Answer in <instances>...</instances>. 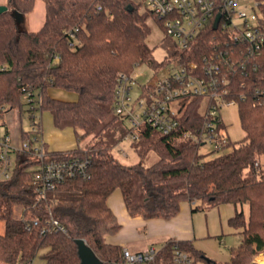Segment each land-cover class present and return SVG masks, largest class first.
<instances>
[{
	"label": "trees",
	"instance_id": "1",
	"mask_svg": "<svg viewBox=\"0 0 264 264\" xmlns=\"http://www.w3.org/2000/svg\"><path fill=\"white\" fill-rule=\"evenodd\" d=\"M42 1L45 21L37 31H27L17 21V13H32L37 0H8L9 10L0 15V115L14 108L22 113L25 105L30 106L23 99L37 96L39 110L50 112L56 127H71L79 139H91L83 148L49 155L88 161L91 177L68 180L44 200L32 185L37 162L17 154L12 179L0 182L4 222L0 264H32L41 252L46 264H81L77 239H84L104 264H123L122 248L105 242L106 235L119 230L108 206L115 191L121 192L130 216L146 220L172 219L186 201L199 202L195 211L233 205L236 213L229 226L242 240L231 249L226 264H256L254 257L264 253V50L254 59L256 69L239 71L230 82L227 99L237 103L245 133L243 139L229 141L232 151L204 160L201 145L186 137L206 121L209 100L195 96L181 102L180 125L172 133L143 126L138 140L131 142L139 161L126 165L112 153L131 133L126 120L114 111L116 80L120 73L132 74L144 64L159 66L147 40L148 21L154 19L162 27L161 21L147 7L142 11L145 3L134 0ZM255 1L264 16V0ZM69 31H75L76 40L70 39ZM222 39V33L209 26L190 50L173 46L171 56L202 63ZM73 41L78 43L74 48ZM52 88L78 98L55 99L49 94ZM22 138H28L23 130ZM150 153L159 160L147 165ZM17 206L23 207L21 218L14 216ZM51 219L67 234L49 232ZM179 244L195 264H220L191 244ZM172 248L170 242L162 252L170 255Z\"/></svg>",
	"mask_w": 264,
	"mask_h": 264
},
{
	"label": "built area",
	"instance_id": "2",
	"mask_svg": "<svg viewBox=\"0 0 264 264\" xmlns=\"http://www.w3.org/2000/svg\"><path fill=\"white\" fill-rule=\"evenodd\" d=\"M144 3L161 21L165 35L181 51L190 50L209 26L214 29L219 15L217 30L224 40H219L221 46H216L202 63L182 57L172 58L174 63L164 79L154 77L139 84L135 71L118 75L113 104L115 113L124 118L131 128L125 140H138L143 126H150L164 135L172 133L180 125L181 102L198 96L209 100L206 121L201 128L187 133L186 137L201 146L212 144L217 151L228 148L230 139L226 129L218 126L225 125L223 108L237 105L227 99L233 76L248 67L256 69L254 59L264 50V16L260 5L255 0H144ZM249 9L253 10L251 14L247 12ZM68 34L70 39L76 40L75 31ZM225 43L236 46L229 49L223 47ZM75 44L78 43L73 41L70 46L74 48ZM136 89L138 92L133 98ZM28 97L26 99L31 108L30 128L26 131L28 138H22L21 129L17 145L10 142L9 136L0 140V182L12 179L16 170V155L27 154L37 162L32 185L39 197L46 200L50 191L68 180L89 179L90 165L78 157L53 158L49 155L42 134V112L35 97ZM120 153L125 155L123 150ZM48 231L67 234L65 227L54 219L49 221ZM163 249L151 247L136 253L123 249V264H195L194 258L181 248L179 242H173L170 255L162 252ZM262 256L264 253L256 256L253 262L262 264L258 260Z\"/></svg>",
	"mask_w": 264,
	"mask_h": 264
},
{
	"label": "rangeland",
	"instance_id": "3",
	"mask_svg": "<svg viewBox=\"0 0 264 264\" xmlns=\"http://www.w3.org/2000/svg\"><path fill=\"white\" fill-rule=\"evenodd\" d=\"M7 0H0V3H5ZM136 3H144V0H134ZM251 7V6H250ZM147 8L146 6H143L142 11H145ZM249 14L253 12V10L249 9L247 10ZM17 21L21 28L27 30V31H37L39 30L44 21H45V4L42 0H37L35 9L30 14H23L18 17ZM149 26L151 27V35L147 40L148 45L150 48L153 49V57L154 60L157 62L159 66H149V65H141L135 69V73L138 76V82L139 84H143L145 82L153 80L154 77H157L159 79H164L168 76V70L173 65V60L171 59V48L174 45V42L171 38L167 37L164 33L163 28L161 25L156 22L154 19H150L148 21ZM171 62L164 63L166 60H169ZM138 92V89H136L133 93V98L136 97V94ZM49 94L51 97L55 99L62 98L61 100H71L72 96L71 94H75L72 92L65 91L63 89L59 88H52L49 90ZM76 96V94H75ZM38 102V97L35 96V99ZM23 103L26 102V98L23 99ZM30 106L25 105L23 108V111L21 113V110L19 108H14L11 111H6L4 114L0 115V140L4 139L7 135L10 137V142L13 144H18L20 141L19 133L21 129L23 131H28L30 128V118H29V112L27 111ZM40 111H37V114L39 116ZM43 114V123H44V129L48 128V122L51 120L54 128L57 130V132L61 135H64L62 138L64 141L63 146H68L70 144V140H75L76 144L73 148L67 149V150H57L61 152L71 151L76 148H83L85 147L89 142L90 138H84L79 139L77 137V134L75 133V130L71 127L67 128H58L55 126L53 116L50 112L45 111ZM222 119L225 122L226 125H228V134L231 138L232 142L239 141L244 138L245 133L241 128L240 123V116H239V108L238 105L232 104L228 105L223 108L222 110ZM58 134V133H57ZM72 137V139H71ZM56 146H59L58 141L56 143ZM120 150H123L125 155L120 153ZM54 152L55 150H50ZM232 151V147L226 148L221 151L215 150L214 145L212 144H206L202 145L200 147V153L204 155V160H210L215 157H218L220 155L229 153ZM113 155L123 164L129 165L133 164L139 161L138 154L134 151V149L131 147V141L123 140L118 146H116L112 150ZM159 160L158 155L155 153H150L149 156L146 158L145 163L147 165H152L155 162ZM245 208V213L247 215L248 209L247 206ZM211 216H210V225L212 227V230H217L220 227V219L223 222V228L225 235L220 240L216 239L217 243H214V241L210 242L208 244V247L212 250V252L215 254L216 257H220L223 260H227L230 256V251L232 248H236L241 240L242 237L240 234H230L227 225H225L224 219L226 217H230V214L234 213L233 207L230 205H226L221 207L220 209L214 208L210 210ZM23 214V207L17 206L14 209V216L16 218H21ZM205 216V215H204ZM206 220V219H205ZM208 220V219H207ZM4 232V222L0 219V234ZM219 240V241H218ZM43 253L41 252L39 256L35 259L33 264H46L45 259L43 258ZM255 258V257H254ZM202 264V263H199Z\"/></svg>",
	"mask_w": 264,
	"mask_h": 264
},
{
	"label": "crops",
	"instance_id": "4",
	"mask_svg": "<svg viewBox=\"0 0 264 264\" xmlns=\"http://www.w3.org/2000/svg\"><path fill=\"white\" fill-rule=\"evenodd\" d=\"M7 4L8 0L5 3H0V5ZM71 96L72 99L69 101H76L78 98L77 95L75 96V94H71ZM61 99L62 98H60V100ZM226 126V132L229 137L228 125ZM42 131L44 142L48 151L55 150L54 152H61L57 150L71 149L76 144L75 140H70V144L68 146H63L65 140H63L62 138L64 137V135H61L62 138L60 137V133L57 132V130L54 128L51 120L48 122V128L44 129L43 114ZM229 139L231 141L230 137ZM57 141L59 146H56ZM197 204H199V202L195 204L187 201L183 202L181 204L179 214L169 220H146L142 217L130 216L125 207L121 192L115 191L108 200V206L117 219L119 230L114 234L106 235L105 242L112 246H118L122 248V250L128 249L133 253L143 252L151 247L162 249L170 242L188 243L198 251L205 254V256L209 258V260L220 264L229 263L231 260V251L229 258L227 260H223L220 257H216L212 250L208 247V244L210 242L214 241V243H217L216 239L220 240L222 237L227 235L224 232L222 220L220 219V227L217 230H212V227L210 225L211 209L195 211L194 209ZM226 205L232 206L234 210V213L230 214V217H226V219H224L229 233L233 234V231L229 226V220L235 215L236 208L231 204H224L216 208L220 209L221 207Z\"/></svg>",
	"mask_w": 264,
	"mask_h": 264
},
{
	"label": "water",
	"instance_id": "5",
	"mask_svg": "<svg viewBox=\"0 0 264 264\" xmlns=\"http://www.w3.org/2000/svg\"><path fill=\"white\" fill-rule=\"evenodd\" d=\"M9 10V6L7 5H0V15L7 12ZM19 17L20 14L17 13ZM221 16L219 15L214 24V30H217L219 21ZM76 244L78 246V253L81 260V264H104L102 261L98 259L93 249L88 246L87 242L84 239H77Z\"/></svg>",
	"mask_w": 264,
	"mask_h": 264
},
{
	"label": "bare ground",
	"instance_id": "6",
	"mask_svg": "<svg viewBox=\"0 0 264 264\" xmlns=\"http://www.w3.org/2000/svg\"><path fill=\"white\" fill-rule=\"evenodd\" d=\"M258 260H259V262H261L262 264H264V256L259 257Z\"/></svg>",
	"mask_w": 264,
	"mask_h": 264
}]
</instances>
